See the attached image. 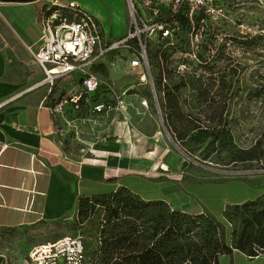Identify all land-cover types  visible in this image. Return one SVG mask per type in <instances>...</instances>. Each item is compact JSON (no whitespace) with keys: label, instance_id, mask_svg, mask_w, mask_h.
Wrapping results in <instances>:
<instances>
[{"label":"rangeland","instance_id":"obj_1","mask_svg":"<svg viewBox=\"0 0 264 264\" xmlns=\"http://www.w3.org/2000/svg\"><path fill=\"white\" fill-rule=\"evenodd\" d=\"M202 15L204 29L198 60H187L189 49L184 29L191 28V24L186 26L183 20L176 40L172 44L163 41L159 44L165 55L155 54L157 42L149 43L150 72L154 81L159 79L156 94L161 116L165 114L171 128L183 138L176 141L164 131L146 83L139 82L135 74L123 72V59L118 53L112 64L97 71L103 78L113 80L115 88L124 90L122 97L129 103L128 118L123 119L115 111L109 115L113 117L111 120L94 115L93 132L84 121L75 120L84 114L85 107L78 112L66 105L64 116L74 122L66 125L63 122L62 140L75 153L80 150L79 145L90 140L89 136L97 135V140L107 141L119 134L122 139L121 133L128 126L130 137L126 134V143L140 144L133 146L131 157L141 161L140 165L145 164L122 177L131 190L146 198L171 196L172 189L167 192L162 185L153 183L160 176L163 184L176 190L173 198L178 202L173 208L200 206L221 220L226 204L253 198L264 190V37L255 36L264 34V0H207L203 12H194L193 29L201 30ZM182 61H187L183 69L178 66ZM78 76L79 72L73 71L58 77L55 95L56 90H74ZM164 85L172 87L171 104L161 91ZM102 88L96 89L91 98H109ZM139 96L146 98L147 106L139 104ZM103 126L107 128L101 129ZM180 162L185 165L180 166ZM156 170L164 173L157 174ZM94 215L89 211L80 224L76 221L81 218L74 211L66 219L35 227L2 229L0 254L7 264H15L34 242L76 234L82 235L86 249L91 251L97 245L93 235ZM224 225L226 229L225 222ZM263 260L261 255L248 254L236 247H232L231 253L218 256L219 264H262Z\"/></svg>","mask_w":264,"mask_h":264},{"label":"crops","instance_id":"obj_2","mask_svg":"<svg viewBox=\"0 0 264 264\" xmlns=\"http://www.w3.org/2000/svg\"><path fill=\"white\" fill-rule=\"evenodd\" d=\"M50 1L0 0V230L35 227L43 222L66 219L74 213L79 195L108 192L119 184L131 189L122 177L131 175L133 168L145 165L131 157L132 148L140 144L133 147L126 143V134L130 137L128 126L121 133L122 139L119 134L107 141L97 140V135L89 136L85 145L78 146V152L69 151L63 144L62 125L74 122L64 116L66 105L70 104H65L64 112L52 120L48 105L52 96H56L55 87L52 94L42 100L45 87L36 84L42 73L26 47L41 32L40 15L43 7L51 2L65 5L72 1L98 19L104 35L113 37L125 29L126 0ZM56 91L59 94L64 90ZM113 111L123 117L121 111L112 110L75 120L84 121L86 128L94 132V115L111 120L113 117L109 115ZM106 125L109 127L108 123ZM105 128L107 126L101 129ZM139 178L146 180L144 176ZM161 179L155 177L153 183L162 185L166 191L172 189L171 196L146 198L139 195L144 199H163L173 207L178 202L173 198L176 190L163 184ZM176 208L188 212L204 210L191 204ZM2 258L0 254V264Z\"/></svg>","mask_w":264,"mask_h":264},{"label":"built area","instance_id":"obj_3","mask_svg":"<svg viewBox=\"0 0 264 264\" xmlns=\"http://www.w3.org/2000/svg\"><path fill=\"white\" fill-rule=\"evenodd\" d=\"M207 0H126L128 17L123 33L108 37L103 34L98 19L88 11L78 7L72 1L65 5L72 7V16L60 8V4L50 3L43 7L40 15L41 32L37 39L27 43L34 62L42 76L36 84L44 85L42 100L49 97L54 89L55 80L73 71L79 72V79L72 91H61L52 96L48 105L51 118L64 112V105L70 104L75 111L85 107L84 114L78 118L88 119L93 113L121 111L123 117L129 116L128 102L122 97L124 90L114 87L111 79L103 78L92 64H112L119 53L124 66L123 72L135 74L139 82L146 83L149 98L154 104L158 118L161 110L157 102L153 77L149 65V43L172 44L176 40L183 20L191 28L185 29V42L189 59L198 60V48L204 29V17L201 30L193 29L194 12L205 9ZM187 61L178 64L186 67ZM121 70V71H122ZM99 87L106 89L110 97L92 99L91 95ZM139 104L147 106L144 96H139ZM1 264H7L2 258ZM15 264H92L85 254L81 235H63L52 240L34 243L28 246Z\"/></svg>","mask_w":264,"mask_h":264},{"label":"trees","instance_id":"obj_4","mask_svg":"<svg viewBox=\"0 0 264 264\" xmlns=\"http://www.w3.org/2000/svg\"><path fill=\"white\" fill-rule=\"evenodd\" d=\"M60 8L69 16L77 10L67 5ZM155 52L165 55L159 47ZM102 66L95 63L92 69H104ZM153 84L157 91L159 79ZM161 91L171 104L172 87L164 85ZM161 118L174 140L183 138L171 128L165 114ZM89 211L95 214L93 235L97 245L87 250L79 235L92 264H219L218 256L231 253L232 247L264 258V191L226 204L221 220L205 210L188 212L171 207L163 199H144L124 184L108 192L79 195L75 214L81 219L76 223L81 224Z\"/></svg>","mask_w":264,"mask_h":264},{"label":"water","instance_id":"obj_5","mask_svg":"<svg viewBox=\"0 0 264 264\" xmlns=\"http://www.w3.org/2000/svg\"><path fill=\"white\" fill-rule=\"evenodd\" d=\"M161 124H162V126H163V128H164V131L168 134V132H167V130L165 129V127H164V124L162 123V121H161ZM170 137V136H169ZM170 140L175 144V146L180 150V151H182L181 149H180V147H178L177 145H176V142L170 137ZM182 153L186 156V157H188L189 159H191V157L189 156V155H187L186 153H184L183 151H182Z\"/></svg>","mask_w":264,"mask_h":264},{"label":"bare ground","instance_id":"obj_6","mask_svg":"<svg viewBox=\"0 0 264 264\" xmlns=\"http://www.w3.org/2000/svg\"><path fill=\"white\" fill-rule=\"evenodd\" d=\"M163 167H166L165 165H163Z\"/></svg>","mask_w":264,"mask_h":264}]
</instances>
